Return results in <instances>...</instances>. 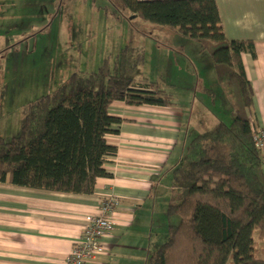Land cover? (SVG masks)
Masks as SVG:
<instances>
[{
	"label": "trees",
	"instance_id": "trees-1",
	"mask_svg": "<svg viewBox=\"0 0 264 264\" xmlns=\"http://www.w3.org/2000/svg\"><path fill=\"white\" fill-rule=\"evenodd\" d=\"M118 1L133 16L200 43L218 82L233 89L230 124L220 120L210 128L201 122L192 129L172 171L179 194L166 212L169 237L161 245L159 238L148 264H264L254 236L264 239V152L254 140L255 93L241 58L254 52V42L226 36L216 0ZM145 60L143 49L126 45L113 69L105 60L98 71L75 73L52 94L28 103L20 136L0 137V182L94 194L98 180L110 177L107 156L117 151L107 141L122 123L111 114L112 105L176 104L160 83L136 78Z\"/></svg>",
	"mask_w": 264,
	"mask_h": 264
},
{
	"label": "crops",
	"instance_id": "crops-1",
	"mask_svg": "<svg viewBox=\"0 0 264 264\" xmlns=\"http://www.w3.org/2000/svg\"><path fill=\"white\" fill-rule=\"evenodd\" d=\"M216 2L226 36L254 42V52H243L241 58L254 88L251 117L259 130L264 128V0ZM189 41L194 54L190 58L183 54L188 59H198L204 48ZM139 48L144 50L146 60L136 78L156 81L168 88L171 84L162 79L158 70L146 68L151 66L154 54L169 57L174 48L150 39ZM197 68L192 64L197 80L182 78L176 82L175 87L189 93L185 106L178 102L173 107H134L125 102L112 105L111 114L122 119V123L114 126L118 132L108 135L107 141L117 151L107 156L105 169L110 177L98 180L94 194L62 193L0 182V264H65L86 225V216L97 214L108 198L119 202L115 230L104 240L105 252L87 264H148L160 238L157 219L163 218L173 192H177L172 171L182 160L192 129L199 130L201 122L211 128L221 120L216 116L221 110L215 112L213 92L210 97L206 94L203 114L197 111L196 92L202 90ZM212 71L216 75L214 66ZM232 117L233 112L228 122Z\"/></svg>",
	"mask_w": 264,
	"mask_h": 264
},
{
	"label": "rangeland",
	"instance_id": "rangeland-1",
	"mask_svg": "<svg viewBox=\"0 0 264 264\" xmlns=\"http://www.w3.org/2000/svg\"><path fill=\"white\" fill-rule=\"evenodd\" d=\"M133 17L118 0H0V137L20 136L28 103L52 94L75 73L87 76L98 71L105 60L113 69L123 47H140L146 39L174 48L169 57L154 54L146 71L156 69L168 80L171 85L165 89L176 102L185 106L190 99L175 86L182 78L197 80L191 69L195 64L202 89L196 92L197 111L203 114L206 94L210 97L213 92L215 112L221 110L216 116L227 121L232 116L233 89L218 82L210 54L204 50L198 59H188L194 54L191 39L178 29ZM178 194L173 192L171 199ZM157 223L161 245L169 237L167 214ZM255 233L258 255L264 257V239Z\"/></svg>",
	"mask_w": 264,
	"mask_h": 264
},
{
	"label": "built area",
	"instance_id": "built-area-1",
	"mask_svg": "<svg viewBox=\"0 0 264 264\" xmlns=\"http://www.w3.org/2000/svg\"><path fill=\"white\" fill-rule=\"evenodd\" d=\"M254 140L264 149V128L256 131ZM119 202L116 198L105 199L95 215L86 216V225L77 243L68 253L65 264H87L105 252L103 241L115 229V212Z\"/></svg>",
	"mask_w": 264,
	"mask_h": 264
}]
</instances>
